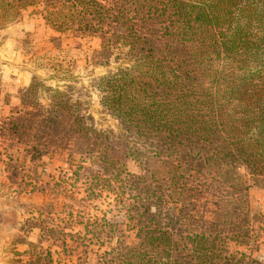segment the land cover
Returning a JSON list of instances; mask_svg holds the SVG:
<instances>
[{
    "label": "trees",
    "instance_id": "trees-1",
    "mask_svg": "<svg viewBox=\"0 0 264 264\" xmlns=\"http://www.w3.org/2000/svg\"><path fill=\"white\" fill-rule=\"evenodd\" d=\"M38 5L58 31L99 35L98 64L125 54L126 65L101 77L98 87L127 135L99 131L82 101L49 87L45 132L95 156L103 169L125 172L121 181L135 197L129 209L138 243L119 235L101 264H264L229 251V241L250 242L243 213L212 219L198 205L206 167L220 175L243 167L264 177V0H0V29ZM40 85L34 79L25 89L23 105L37 104ZM26 128L9 126L28 146ZM147 152L168 171L126 170V157L140 161Z\"/></svg>",
    "mask_w": 264,
    "mask_h": 264
},
{
    "label": "rangeland",
    "instance_id": "rangeland-1",
    "mask_svg": "<svg viewBox=\"0 0 264 264\" xmlns=\"http://www.w3.org/2000/svg\"><path fill=\"white\" fill-rule=\"evenodd\" d=\"M42 9L31 6L0 29V137L7 149L0 177L5 206L0 208V229L6 227L4 236L0 233V264H33L38 257L41 264H101V259L111 257L119 235L127 244L138 243L129 209L135 197L121 181L125 172L118 174L111 165L103 169L95 156L45 132L51 130L46 121L51 117L49 87L71 92L82 101L83 112L93 116L99 131L127 135L104 107L98 87L101 77L126 65L125 54L119 61L112 56L109 65L98 64L99 35L58 31ZM21 73L28 79L19 81ZM34 79L41 83L33 97L37 104L25 106L21 96ZM14 122L27 127L24 134L30 145L19 143L9 130ZM34 133L37 137L31 136ZM145 155L140 161L126 157V170L140 174L149 165L160 173L168 171L160 157ZM233 172L220 175L216 166L203 170L200 213L212 219L217 213L234 219L247 214H242L244 221H237L250 230V242L229 241V251L244 252L245 261L264 263V177L251 176L243 167Z\"/></svg>",
    "mask_w": 264,
    "mask_h": 264
},
{
    "label": "crops",
    "instance_id": "crops-1",
    "mask_svg": "<svg viewBox=\"0 0 264 264\" xmlns=\"http://www.w3.org/2000/svg\"><path fill=\"white\" fill-rule=\"evenodd\" d=\"M22 79H25V80L28 79L27 76H26V74H23V73L20 74L19 81H21ZM1 139L2 138L0 137V177H2L1 176V173L4 171V164H5L4 158H5V155H6L5 152L7 151V149H6V142H4ZM1 180L2 179L0 178V188L2 187ZM1 194H2V192L0 190V195ZM2 204H3V198H0V208L1 209H3L5 207V206H2ZM3 213L4 214H7L5 212H3ZM0 224H1V222H0ZM5 230H6L5 225H2V229H0V233L3 234V236L5 234Z\"/></svg>",
    "mask_w": 264,
    "mask_h": 264
}]
</instances>
